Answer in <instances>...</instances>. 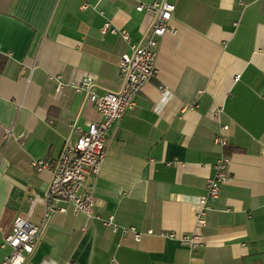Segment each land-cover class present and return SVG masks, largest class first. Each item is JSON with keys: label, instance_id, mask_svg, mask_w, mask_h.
I'll return each mask as SVG.
<instances>
[{"label": "crops", "instance_id": "obj_1", "mask_svg": "<svg viewBox=\"0 0 264 264\" xmlns=\"http://www.w3.org/2000/svg\"><path fill=\"white\" fill-rule=\"evenodd\" d=\"M163 1L177 32L160 39L156 74L85 180L93 218L50 215L23 264H264V0H0V245L16 217L43 223L50 174L30 163L55 162L76 139L72 124L99 120L70 83L90 76L96 93L117 92L119 59L152 21L136 6ZM8 129L25 137L6 139ZM222 155L228 181L196 228L193 206ZM109 216L139 241L112 233ZM192 233L202 242L193 251L177 241Z\"/></svg>", "mask_w": 264, "mask_h": 264}, {"label": "built area", "instance_id": "obj_2", "mask_svg": "<svg viewBox=\"0 0 264 264\" xmlns=\"http://www.w3.org/2000/svg\"><path fill=\"white\" fill-rule=\"evenodd\" d=\"M136 11L146 12L152 16V21L142 44H130L131 52L121 55L118 62L117 78L120 88L117 92L98 94L93 89V79L85 76L78 82L70 83V87L78 93H84L89 104L93 106L99 120L89 123L85 130L72 124V131L76 134L74 142H66L53 163L44 160H34L30 163L33 171L39 173L48 171L50 178L45 191V212L43 223L36 226L28 217H16L11 232L3 237L1 248L8 247L9 252L3 257L0 264H23L26 256L32 254L42 228L50 215L65 213L67 207L74 214H82L88 220L93 218L94 198L91 186H85V180L95 179L101 169L105 155V143L108 131L112 124L119 122L123 115L135 105V97L143 86L156 74V56L159 41L167 34L175 35L177 30L171 25L174 5L163 1L139 4ZM103 32L118 34L123 41L129 44V36L123 30L112 28L105 23ZM219 111L215 112V115ZM222 129H226L223 126ZM6 139L21 142L24 133L14 135L11 129L5 133ZM215 142L225 145L222 135L215 138ZM229 158L222 155L214 164V176L206 181V194L196 200L193 211L195 227L205 225V215L209 210L208 202L218 198L219 189L228 181L227 169ZM102 224L112 233L126 235L131 233L135 241H139L141 233L134 227L118 226L112 216L102 220ZM152 235L151 230L145 232ZM160 237L175 238L172 232H160ZM180 246L188 250H195L201 246V236L195 233L183 235L177 239Z\"/></svg>", "mask_w": 264, "mask_h": 264}]
</instances>
